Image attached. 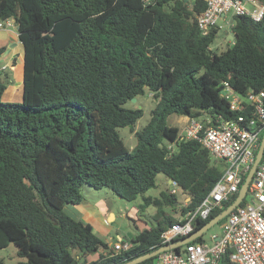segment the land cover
<instances>
[{
  "label": "trees",
  "instance_id": "16d2710c",
  "mask_svg": "<svg viewBox=\"0 0 264 264\" xmlns=\"http://www.w3.org/2000/svg\"><path fill=\"white\" fill-rule=\"evenodd\" d=\"M204 8L203 0L191 7L184 0H0V20H14L24 56L21 102L2 100L10 76L0 77V249L13 243L21 258L15 264H122L162 246L161 232L178 221L163 209L175 208L176 192L144 195L158 173L189 197L181 215L211 190L224 163L197 140L180 138L167 119L235 118L240 113L229 110L222 81L242 94L264 89V17L231 16L234 38L216 52L210 45L218 26L204 35L196 24ZM145 90L156 103L134 130L143 110L124 103ZM126 126L136 138L131 149L118 134ZM83 186L128 201L141 195L138 211L154 204L155 225L135 232L128 250L88 261L108 244L64 210L83 201ZM237 194L207 218H195L191 234ZM217 264H233L228 251Z\"/></svg>",
  "mask_w": 264,
  "mask_h": 264
},
{
  "label": "built area",
  "instance_id": "2783aa9c",
  "mask_svg": "<svg viewBox=\"0 0 264 264\" xmlns=\"http://www.w3.org/2000/svg\"><path fill=\"white\" fill-rule=\"evenodd\" d=\"M149 5L152 0H141ZM188 7L197 0H184ZM205 8L196 14V24L202 34L209 33L217 20H225L227 14L247 16L253 21L264 17V3L259 0H203ZM8 25V20L5 21ZM3 66L2 68H4ZM221 95L228 102L229 110L239 112L235 118L225 119L220 114L200 117L177 115L178 136L185 140H197L209 152L212 160L221 161L225 168L208 194L193 211L161 232V244L173 242L191 234L193 221L205 219L209 213L220 208L237 192L242 174L247 173L255 159L264 132V89L249 90L242 94L227 81L221 83ZM170 148L171 145H168ZM178 190L175 181H170V193ZM230 211L221 223V234H212V243L189 241L180 250H164L156 255L155 264H217L220 256L228 251L233 264H264V150L263 155L249 182L243 200ZM102 255L110 257L131 246L130 239L121 237L109 243Z\"/></svg>",
  "mask_w": 264,
  "mask_h": 264
},
{
  "label": "rangeland",
  "instance_id": "374dc122",
  "mask_svg": "<svg viewBox=\"0 0 264 264\" xmlns=\"http://www.w3.org/2000/svg\"><path fill=\"white\" fill-rule=\"evenodd\" d=\"M232 24L231 14H227L225 20L219 18L217 20L218 32L215 37V40L210 45V48L216 52L222 51L227 48L229 44H231V40H227L225 35V30L230 32V27ZM9 84V83H8ZM7 87V86H6ZM21 91V90H20ZM17 99V98H15ZM5 101V100H4ZM11 102H21L22 101V93L21 98L18 100H10ZM156 100L152 96V94L145 90V92L139 95L135 101L129 100L124 103L125 107H139L142 108L143 114L134 124V130H139L142 128L149 120L150 113L149 111L155 106ZM180 117L172 114L168 116V123L171 125H181L183 121H177ZM178 126V127H179ZM118 134L121 137L124 145L127 149H131L136 144V138L134 136V131L130 129L129 126L118 128ZM82 188H87L88 198L89 200L99 201L100 204L104 207H110L111 210L106 214L107 223L104 226H95L96 234L105 242L114 243L118 240L119 236L123 239H129V235H133L135 232L155 225L156 221L153 218V214L156 210L154 204H150L148 206H143L138 211V205L143 204L144 200L140 196H138L135 200L128 201L125 200L107 188L94 189L92 187L83 186ZM170 192V183L168 182V178L163 173H158L156 176V186L148 189L144 195H150L152 197H160L161 193H169ZM84 194V191L82 190ZM91 193V194H90ZM93 195V196H92ZM185 195L182 194L179 189L176 191V205L175 208L172 206L163 205V209L170 213L174 217H178L181 215L180 213V205L184 202ZM86 199V200H87ZM112 214H115V219L112 220ZM111 220L113 222H111ZM212 234H221V224L216 223L215 225L208 228L203 232L202 238L205 242L211 244ZM110 244L107 245V249H110ZM101 252V251H100ZM76 254V252L74 251ZM0 256L4 259V264H15L19 258L16 254V247L13 243H10L6 248L0 249Z\"/></svg>",
  "mask_w": 264,
  "mask_h": 264
},
{
  "label": "crops",
  "instance_id": "0c3cea01",
  "mask_svg": "<svg viewBox=\"0 0 264 264\" xmlns=\"http://www.w3.org/2000/svg\"><path fill=\"white\" fill-rule=\"evenodd\" d=\"M7 20L9 22L8 25L5 23V21ZM7 20H0V77L5 74L10 76V83L7 85L2 94V100L13 101L21 98L24 56L22 43L18 38L17 25L12 18H9ZM226 37L228 38L229 35H226ZM3 66L5 67L2 68ZM168 182L170 183V179H168ZM82 190L84 191L83 201L77 204H65L64 210L71 217L80 219L84 222H88L95 231V226L106 225L105 223L108 222L106 214L110 212L111 208L101 205L100 200H96L93 202V200L87 199L89 190L87 188H82ZM188 199L189 197L185 196L184 202L181 203V205L186 204ZM112 216V220L115 219V214H112ZM181 216L182 215L178 216L177 219L179 220ZM112 220L111 222H113ZM131 236L132 235H129V238ZM102 252L103 250H99L94 254L88 255L86 258L88 261L96 260L99 254H102ZM0 259H3V257L0 256Z\"/></svg>",
  "mask_w": 264,
  "mask_h": 264
},
{
  "label": "water",
  "instance_id": "95a60500",
  "mask_svg": "<svg viewBox=\"0 0 264 264\" xmlns=\"http://www.w3.org/2000/svg\"><path fill=\"white\" fill-rule=\"evenodd\" d=\"M225 33H227V31L225 30ZM229 35V38H227V40H233L234 35L231 33H227V36ZM132 101H135L136 98H132ZM263 150H264V132L262 134L261 140H260V144L259 147L256 151L255 154V159L254 162L252 163L250 169L247 172V175L245 177L244 182L241 184L239 190H238V194L236 196V198L233 200V202L231 204H229L223 211H221L220 213H218L217 215H215L212 219H210L202 228H200L197 232L192 233L186 237H184L183 239L176 241V242H171V243H167L164 244L162 246H159L158 248L151 250L149 252H146L144 254H142L141 256H138L132 260H128L122 264H137L142 260H145L151 256H155L158 253L164 251V250H168V249H175L178 248L180 246H182L183 244L194 240L195 238H197L198 236H201L203 234L204 231H206L208 228H210L211 226L215 225L220 219H222L223 217H225L230 211H232L237 205H239L241 203V201L243 200L249 182L253 176V173L263 155Z\"/></svg>",
  "mask_w": 264,
  "mask_h": 264
},
{
  "label": "clouds",
  "instance_id": "9594fccd",
  "mask_svg": "<svg viewBox=\"0 0 264 264\" xmlns=\"http://www.w3.org/2000/svg\"><path fill=\"white\" fill-rule=\"evenodd\" d=\"M227 33H231V32H227ZM227 33H225V35H227ZM232 34V33H231ZM227 38V37H226ZM229 38V37H228ZM230 40V39H229ZM231 42H232V40H231ZM170 181H172V180H170Z\"/></svg>",
  "mask_w": 264,
  "mask_h": 264
}]
</instances>
